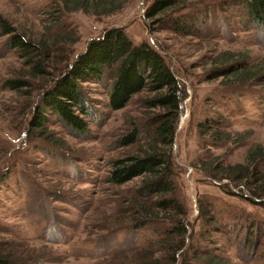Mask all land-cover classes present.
Masks as SVG:
<instances>
[{
  "label": "rangeland",
  "instance_id": "1",
  "mask_svg": "<svg viewBox=\"0 0 264 264\" xmlns=\"http://www.w3.org/2000/svg\"><path fill=\"white\" fill-rule=\"evenodd\" d=\"M150 2L126 0L114 14L96 16L64 11L61 0H0V17L25 40L68 35L63 50L70 60L111 28L163 55L185 93L172 147L177 194L188 214L185 246L176 264H204L203 257L216 259V264H264V205L231 196L235 188L223 191L226 181L200 171L202 162L209 164L216 156L240 163L250 146L264 145V83L254 80L242 87L248 81L235 85L214 78L213 65L226 52L261 64L264 31L250 28L233 0L182 10L192 32L145 19ZM8 38L0 29V254L14 264H165L164 246L156 239L130 252V237L112 234L124 225L122 214L113 211L116 202L131 200L139 182L108 183L109 163L123 152L113 141L149 113L144 107L147 94H137L123 110L111 111L108 78L101 84L80 83L94 118L86 133L72 134L47 114L45 130L60 141L58 149L51 147L36 131H28V123L53 77L46 83L32 79L26 57L7 49ZM57 68L61 64L49 71L56 75ZM10 80L29 85L14 91L5 85ZM220 117L214 132L223 139L216 141L200 126ZM199 202L213 203L216 224L200 217ZM145 237L150 238L148 233Z\"/></svg>",
  "mask_w": 264,
  "mask_h": 264
},
{
  "label": "trees",
  "instance_id": "2",
  "mask_svg": "<svg viewBox=\"0 0 264 264\" xmlns=\"http://www.w3.org/2000/svg\"><path fill=\"white\" fill-rule=\"evenodd\" d=\"M117 1L61 0V3L62 10L67 12L79 11L86 15L104 16L114 14L126 0H122L121 4ZM225 1L232 0H151L144 17L160 27L169 26L176 31L192 32L194 30L185 24L188 23L185 18L188 14H181L182 10L209 3L222 4ZM233 1L244 11V19L250 28L264 31V0ZM0 29L9 37L5 42L7 49L16 50L23 54L22 57H26L32 79L46 83L50 74L53 77L48 86L44 85L28 123V131H36L34 133L45 139L51 147L58 149L60 141L52 138V133L48 134L45 130L49 121L47 114L56 116L61 126L72 134L86 133L89 119L94 118L80 83L101 84L104 78H108L111 83L107 102L111 111L123 110L137 94H147L144 107L149 113L141 121L131 124L129 131L113 141L114 147L123 149V152L109 163L108 183L123 186L136 178L139 182L131 200L116 202L117 208L113 211L122 214L124 225L112 234L130 237V252L136 249L140 251L156 239L157 244L164 246V263L176 264L180 255L177 256V253L185 246L188 214L177 194L172 147L185 93L164 56L145 42L134 44L120 28L108 29L100 37L89 40L73 60L63 50L68 35L54 34L47 35L46 39L43 36L37 41L25 40V35L15 32L1 17ZM253 63L251 59H240L238 52H226L213 61L217 70L214 78H227L235 85L248 81L239 85L242 87L254 80L264 83V61L258 65ZM60 64L61 68L55 70L56 75L49 71L50 67ZM23 84L29 85L20 80H10L5 85L15 91L22 88ZM222 119H209L208 123L200 127L210 137L214 136L216 141H222L223 137H217L214 132L215 126L218 127ZM200 171L215 181H226L219 187L221 190L228 186L235 188L237 193L231 192V196L254 205H264V145L256 143L250 146L240 163H229L221 156H216L209 164L202 162ZM243 192L246 196L242 195ZM126 203L123 208L122 205ZM212 208L213 203H198L200 217L211 219L212 224H216L217 217ZM246 221L244 226L249 224ZM159 224L162 229L157 227ZM231 230L236 231L237 228ZM146 233L150 238L145 237ZM201 256L196 254L197 258ZM203 258L204 264H216V259ZM0 264L14 263L9 257L0 254Z\"/></svg>",
  "mask_w": 264,
  "mask_h": 264
}]
</instances>
